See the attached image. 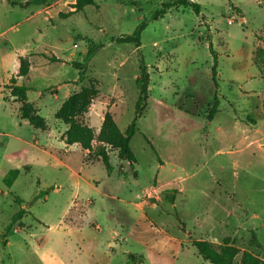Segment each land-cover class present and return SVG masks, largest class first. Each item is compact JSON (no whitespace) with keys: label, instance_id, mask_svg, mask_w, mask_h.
<instances>
[{"label":"rangeland","instance_id":"rangeland-1","mask_svg":"<svg viewBox=\"0 0 264 264\" xmlns=\"http://www.w3.org/2000/svg\"><path fill=\"white\" fill-rule=\"evenodd\" d=\"M133 1L77 11L78 0H0V264H211L194 241L233 248V264L245 253L264 261V0H185L199 14L181 0ZM165 4L176 6L155 20ZM142 23L140 48L116 42ZM32 50L16 80L32 88L45 131L20 119L9 89ZM141 58L137 163L107 147L109 172L97 140L65 152L56 114L93 81L100 95L84 124L96 137L107 112L121 131L133 122ZM11 170L21 174L8 188Z\"/></svg>","mask_w":264,"mask_h":264},{"label":"trees","instance_id":"trees-1","mask_svg":"<svg viewBox=\"0 0 264 264\" xmlns=\"http://www.w3.org/2000/svg\"><path fill=\"white\" fill-rule=\"evenodd\" d=\"M131 5L136 6L137 3L133 0H129ZM181 5H191L197 14L200 13V8L196 4H188L185 0L179 2ZM95 0H78L77 11H82L87 6H94ZM176 6V4H165L163 9L156 13L154 19H159L164 16L166 11ZM146 23H142L139 28L134 32L132 36L119 38L116 40L118 44H131L136 48L141 47V34L146 27ZM96 48L94 46L89 47V52L86 55V61L89 62L95 55ZM50 61H55V58L49 59ZM255 61L257 65L264 67V48H259L255 52ZM74 67L80 70L79 82L83 83L86 80V70L80 67L78 64H74ZM21 69H23V62L21 63ZM217 64L213 69V79L217 76ZM140 76L137 78V82L141 85V94L136 106V117L133 122L128 126L125 131H121L115 121L112 113L107 112L104 115L103 124L100 129L98 136L94 130L84 124V117L89 112V108L93 101L100 95L98 89V82L93 81L90 83L89 87H83L80 92H72L68 99L62 104L61 108L56 114V119L62 121L68 126V130L64 134V140L68 146H73L79 144L84 151H92L93 142L97 140L103 145L99 152L98 157L106 166L107 170L110 172V156L106 150L110 147L112 150L117 151L118 158L121 161H127L131 164H136L137 160L133 153L131 147V141L138 131L137 123L138 119L141 117L143 111L145 110L148 100V81L149 75L147 72V67L144 60H140ZM11 96L16 99V101L21 103L19 110L20 119L27 121L30 126L37 130L45 131L47 128V123L45 118H43L37 112L33 103L28 101V92L30 89L25 85H18L16 78L11 80ZM215 109L212 113H214ZM21 172L19 170H11L5 177V184L8 188H12L14 183L19 178ZM17 205H22L24 202L19 197L15 198ZM24 214V210L18 212L13 221L16 222ZM20 227H23L20 225ZM252 245H258L256 238L253 237ZM193 246L197 249L199 256L206 262L211 264H233L236 257V250L233 248H225L222 252H217L211 244L207 241H194ZM242 264H264V261H259L255 259L251 254L245 253L242 258Z\"/></svg>","mask_w":264,"mask_h":264},{"label":"crops","instance_id":"crops-1","mask_svg":"<svg viewBox=\"0 0 264 264\" xmlns=\"http://www.w3.org/2000/svg\"><path fill=\"white\" fill-rule=\"evenodd\" d=\"M33 51H34V50H32V51H26V52H23V53H24L23 55H19V56H18V59H17V62H18V64H19V65H18V66H19V67H18V70H17V72L13 75V76H15V77H11V78L9 79V81H10L12 78H16V76L19 74L20 69H21V59H22V58H26L27 56L31 55V53H32ZM16 79H17V78H16ZM17 84H18V85H23V80H20L19 82H17ZM25 86H26V85H25ZM28 88H29L30 91H31L32 88H31V87H28ZM27 95H28V101L31 102V103H33V104H35V105H34L35 108L38 107V103H37V101L32 102V101L29 100V92H28ZM41 95H42V94H40V96H39L40 98H42ZM14 99H15V98H14ZM65 101H66V100H65ZM39 105H40V102H39ZM60 107H61V106H60ZM37 109H39V107H38ZM37 112H38V110H37ZM39 112H40V111H39ZM39 115H40V113H39ZM22 121H23V120H22ZM102 124H103V122L101 121V127H102ZM67 130H68V129H66L65 132H66ZM63 134H65V133H63ZM60 141H61L62 143H64V146H65V148H66V151H65V152L69 153V152L71 151V149H72L73 146H68V145L66 144L64 138H62V137L60 138ZM75 145H79V144H75ZM79 146H80V145H79ZM80 147H81V146H80ZM84 152H86V151H84ZM162 241H166V240H163V239H162Z\"/></svg>","mask_w":264,"mask_h":264}]
</instances>
